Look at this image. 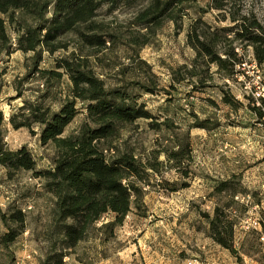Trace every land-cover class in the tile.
Returning <instances> with one entry per match:
<instances>
[{
  "label": "clouds",
  "instance_id": "9594fccd",
  "mask_svg": "<svg viewBox=\"0 0 264 264\" xmlns=\"http://www.w3.org/2000/svg\"><path fill=\"white\" fill-rule=\"evenodd\" d=\"M0 264H264V0H0Z\"/></svg>",
  "mask_w": 264,
  "mask_h": 264
}]
</instances>
